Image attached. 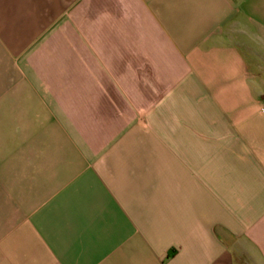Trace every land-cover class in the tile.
<instances>
[{
	"label": "crops",
	"instance_id": "obj_1",
	"mask_svg": "<svg viewBox=\"0 0 264 264\" xmlns=\"http://www.w3.org/2000/svg\"><path fill=\"white\" fill-rule=\"evenodd\" d=\"M0 264H264V0H0Z\"/></svg>",
	"mask_w": 264,
	"mask_h": 264
},
{
	"label": "trees",
	"instance_id": "obj_2",
	"mask_svg": "<svg viewBox=\"0 0 264 264\" xmlns=\"http://www.w3.org/2000/svg\"><path fill=\"white\" fill-rule=\"evenodd\" d=\"M168 256H171V254H168Z\"/></svg>",
	"mask_w": 264,
	"mask_h": 264
}]
</instances>
